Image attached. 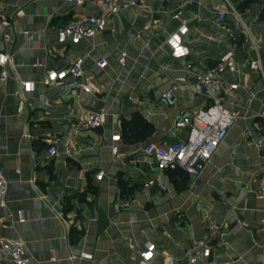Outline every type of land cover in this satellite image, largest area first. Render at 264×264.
<instances>
[{
    "label": "crops",
    "instance_id": "1",
    "mask_svg": "<svg viewBox=\"0 0 264 264\" xmlns=\"http://www.w3.org/2000/svg\"><path fill=\"white\" fill-rule=\"evenodd\" d=\"M226 1L254 37L264 78V0ZM135 2L137 7L110 17L93 38L58 46L56 29L93 12L91 6L0 0V52L10 55L0 83V172L7 182L0 238L20 240L28 264H137L145 242L155 246L150 264H164L198 239H208L210 246L207 262L199 264H264V227L259 225L264 200L255 196L264 171V88L247 67L250 53L239 47V27L223 0ZM17 10L22 17L15 16ZM217 11H224L222 22ZM181 21L187 26L188 56L175 61L164 42ZM146 23L149 28L143 30ZM6 26L12 39L4 44ZM229 49L235 51L236 71L223 74V82L237 85L229 96L235 104L232 127L196 179L166 170L158 175L160 188L144 187L156 173L142 149L185 139L186 129H175L174 122L206 104L192 93L193 75ZM76 59L82 61L81 82L89 84L90 93L70 78L58 87L41 85L47 70L66 68ZM17 81L33 85L18 116ZM168 89L170 106L161 98ZM85 110H102L103 125L83 131L79 118ZM133 114L153 130L123 142L120 120ZM114 135L120 139L115 156L110 151ZM61 141L70 145L67 154L61 153ZM51 143L59 151L54 158L46 153ZM98 171L103 177L95 181ZM70 228L79 233L72 243Z\"/></svg>",
    "mask_w": 264,
    "mask_h": 264
},
{
    "label": "built area",
    "instance_id": "2",
    "mask_svg": "<svg viewBox=\"0 0 264 264\" xmlns=\"http://www.w3.org/2000/svg\"><path fill=\"white\" fill-rule=\"evenodd\" d=\"M72 6L88 5L93 8V12L79 15L69 20L55 31V42L58 46H77L81 41L89 40L95 35L104 31L106 21L120 12L137 7L135 0H63ZM229 13L235 24L239 27L241 35L239 47L249 51L250 56L246 59V64L254 74L259 76L264 88L263 69L258 46L252 36L248 26L241 20L240 15L233 9L226 0ZM224 11L216 12L218 22L224 20ZM16 17H22L21 10L15 12ZM177 17V16H176ZM149 23L143 26V30L149 28ZM187 33L185 22L181 21L179 27L169 34L165 39V46L169 51L172 60H183L188 56V49L183 42ZM12 39V30L6 26L1 41L7 44ZM245 52V51H244ZM123 56H120L122 62ZM81 59H76L71 65L59 70H47L41 80L43 87H58L67 79L77 81V87L83 93H90L88 83L81 82L84 78V71L81 68ZM10 63V55L0 52V83L6 80L5 66ZM104 65L102 62L101 66ZM33 64L32 68L37 67ZM190 65L186 64L185 69ZM236 71L235 51L225 50L220 54L215 64L205 71L193 75L191 86L192 93L200 96L206 104L195 112L181 116L174 122L173 127L177 130L186 129L187 135L184 140L177 141L167 146L148 144L142 149V155L148 159L153 166L155 175L147 180L143 186L161 187L158 175L166 170L179 169L187 179H196L204 166L212 157L218 145L223 141L227 132L232 127L235 115L232 110L235 104L229 99L230 93L237 89L236 84H225L223 74H233ZM31 82L17 81L14 96L17 98L16 115L22 111L24 102L23 96L32 91ZM161 98L168 106L173 103L172 89H168L161 94ZM105 113L102 110H85L79 118L80 128L83 131H93L100 128L104 123ZM27 137V136H25ZM114 142L111 154H117V143L120 141L118 135L111 137ZM61 153L67 154L70 145L61 141L59 144ZM59 148V149H60ZM46 153L49 157H56L59 151L55 144H48ZM103 173L98 171L94 174V180L100 181ZM7 182L0 172V209L6 205L5 195ZM258 199L264 200V171L259 176L258 185L255 191ZM176 218H180L179 212H175ZM206 219L209 220V218ZM264 227V218L259 223ZM130 248V246H128ZM155 246L151 242H145L142 250L137 253V264H150L154 259ZM210 256V246L208 239H198L186 248L180 258H167L164 264H199V261L207 262ZM81 259L90 260L89 254H80ZM73 260V257L69 258ZM0 264H28V258L24 251L23 243L18 239L0 238ZM227 264V263H220Z\"/></svg>",
    "mask_w": 264,
    "mask_h": 264
},
{
    "label": "trees",
    "instance_id": "3",
    "mask_svg": "<svg viewBox=\"0 0 264 264\" xmlns=\"http://www.w3.org/2000/svg\"><path fill=\"white\" fill-rule=\"evenodd\" d=\"M120 129H121V139L123 142H135L141 138L142 132H146L149 135L153 128L151 125L146 123L139 115L133 114L128 120L121 119L120 120ZM180 176L183 174L181 171L179 172ZM67 204V203H66ZM65 210H68V206H65ZM78 232H75L70 228L68 234V242L72 243L75 238L78 236ZM75 237V238H74Z\"/></svg>",
    "mask_w": 264,
    "mask_h": 264
}]
</instances>
